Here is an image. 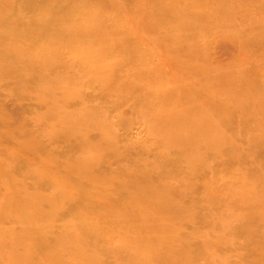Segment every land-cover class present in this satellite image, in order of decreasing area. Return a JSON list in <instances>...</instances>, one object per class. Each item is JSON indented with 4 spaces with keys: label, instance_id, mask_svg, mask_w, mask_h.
I'll list each match as a JSON object with an SVG mask.
<instances>
[{
    "label": "bare ground",
    "instance_id": "bare-ground-1",
    "mask_svg": "<svg viewBox=\"0 0 264 264\" xmlns=\"http://www.w3.org/2000/svg\"><path fill=\"white\" fill-rule=\"evenodd\" d=\"M66 1L76 6L60 21ZM132 1L128 16L126 0H0V83L15 102L46 109L19 118L0 109V264H106L107 255L113 264H196L192 241L210 264H228L216 251L236 227L251 250H264V74L244 63L264 42V23L243 41L228 0ZM31 3L38 22L26 19ZM256 3L264 20V0ZM104 5L121 27L88 10ZM66 38L69 55L53 57ZM89 89L102 106L113 98L115 114L128 108L145 138L121 148L112 116L84 97ZM228 164L241 181L228 186L229 205L202 208L207 230L183 233L204 195L196 183H226ZM58 217L70 220L54 235Z\"/></svg>",
    "mask_w": 264,
    "mask_h": 264
},
{
    "label": "rangeland",
    "instance_id": "rangeland-1",
    "mask_svg": "<svg viewBox=\"0 0 264 264\" xmlns=\"http://www.w3.org/2000/svg\"><path fill=\"white\" fill-rule=\"evenodd\" d=\"M151 1V0H150ZM32 2V1H31ZM152 2V1H151ZM157 2V1H156ZM33 3V2H32ZM32 3L28 6V10H26V19L29 20L30 22H38L39 20V14L36 8H31ZM66 6L65 9L68 10L66 11H57V16L56 18L61 21V19H64V16L62 14H67L70 11L69 16H71L72 14V9L73 7H75V4H72V1H66ZM14 7L13 9L19 10L20 6H19V2H14ZM126 4L128 7L127 10V14L128 16L131 14L133 15L132 12L135 11V4L132 0H126ZM259 5H257L256 0H228V4L227 6H223L227 11H231L234 14H236L237 16V20L235 22V29L232 30H239L240 33H242V40L243 41H248L249 38L248 35L251 33V25H261L264 23L263 16L261 14H259L258 11H253L255 9L258 8ZM30 7V8H29ZM21 9V8H20ZM50 12H52L51 8H47ZM88 10L94 13H98L100 20H102V22L105 23L106 27H112V28H117V26L121 27V14H119V12H117L116 10H114L111 6H107L104 5L102 8L97 9L94 7H90L88 8ZM13 12V11H12ZM66 12V13H65ZM63 16V17H62ZM66 18V17H65ZM70 20L73 21V25L75 23L74 19H69L68 21H66V23L64 22L63 26H68L70 24ZM72 25V26H73ZM264 25V24H263ZM70 27V25L68 26ZM163 31V30H162ZM195 31V30H194ZM211 31V30H210ZM208 32V28L207 30L202 31V36H209ZM239 33V34H240ZM235 36V35H234ZM210 38V37H209ZM252 41V40H250ZM60 41H56L55 43V51L51 52V55L53 54V57H57L59 56V58L63 55H69V53H67V50L65 49L68 45V39L66 38L65 41H62V43H59ZM251 46V43H250ZM253 47H250L248 49V53L252 56L253 61L247 62L246 60H244V63H246V65L249 68H253L252 65L256 64V62L258 63V72H261L259 70H262L261 74H264V56H261L264 54V42L261 46L255 45L254 43H252ZM258 46V47H257ZM258 53V54H257ZM260 56H256L259 55ZM233 58L234 60H238L240 58V52H238V49L236 47V45L233 44ZM68 56H65V59ZM231 59V60H232ZM246 61V62H245ZM260 63V64H259ZM56 69H54L55 72ZM53 72V73H54ZM67 72L66 71H61L60 75L63 74L65 75ZM55 74V73H54ZM54 74H51L54 75ZM5 84H3L2 82L0 83V109L2 108V113L3 114H8L12 117L15 118H19V116L22 114V111H24L26 113V116L30 117V114H27L28 112H32L34 113H45L46 109L44 106H38L36 104V101L34 99H30L29 97L23 98L21 96H19L20 101L19 102H15L14 98H15V94L13 95V97H11L8 94V89L11 90L14 93V89L13 87H11V85L9 87L4 86ZM96 94V91L93 90H84V97L88 98V99H92V101L90 102L93 106L96 107H102L104 110H106V112L112 116L111 117V121L113 124L116 125V127L118 128L117 131V135L119 138V146L121 148L125 147L129 142H126L127 140H143L144 137V133L142 132V127L141 124L133 119H129V111L128 108H125V112L126 115L120 116L118 114H115L113 110V108L111 107V103H112V99L108 97L107 98V106L105 104V106L101 105V102L98 98ZM94 97V98H93ZM73 103L71 102L67 109H73ZM128 113V114H127ZM25 115V114H23ZM95 135V134H91ZM96 137V136H95ZM94 136H92V138H95ZM237 144L238 147L241 149V147L245 146V140L244 139H238L237 140ZM153 148V146H152ZM238 148V149H239ZM65 150L66 147L62 146L59 148H56V152L57 154L64 156L65 155ZM236 166L234 165H230L228 164L227 167H223L222 170H224V172H222L223 174H225L224 176L227 179V182H223L222 180H218L216 182H214L213 184H210L209 187L207 188H202L196 183L197 188L199 189V193H204V195L202 194L200 197L197 198L196 202H192L194 203L193 206L195 207V213L198 215L197 217H195L196 219L192 222H188L186 225V227L184 228V232L185 234H192L194 232H197L198 230H207L206 228L209 227V225L206 223V221L204 220L203 216H199V214H202V208H205L207 205V208H212L211 210H219L218 208H222L226 207L227 205H229L228 201L230 200V194H229V185L230 184H237L238 182H241L240 179H238L236 176V171L235 169ZM18 174V173H17ZM19 175V174H18ZM27 185L31 186V180H27ZM199 186V187H198ZM49 191V190H48ZM4 199L1 197L0 198V203H3ZM188 201V200H187ZM44 208H46L48 210V207L45 205ZM224 210V208H223ZM214 219H218L219 214H212ZM220 217V216H219ZM70 220L69 217L67 218H61L58 217L57 219H55L53 221L52 224V229L51 231H53L54 235H58L60 230L63 229L65 223H67ZM11 218H6L3 223L5 226L9 227L11 226ZM239 228L236 227L235 229V237L231 238L232 242L231 244L228 246H222L219 250L216 251V254L218 256H223L225 257V259L228 261V264H261L263 258H264V250L261 247H256L254 248V250H251L249 248L248 245V239H246V237L243 236L242 233H240V231L237 232ZM209 232V231H208ZM108 237H111L108 235ZM107 239V238H105ZM253 245H255L254 243H257L256 237H252L251 238ZM258 244V243H257ZM190 249H189V253H190V257L192 259L193 262H195L196 264H210L209 263V257L208 255L205 253L204 249L202 248L201 244L199 242H194L192 241L190 243ZM259 245V244H258ZM106 260V264H113V259L111 258V256H106L105 257Z\"/></svg>",
    "mask_w": 264,
    "mask_h": 264
}]
</instances>
